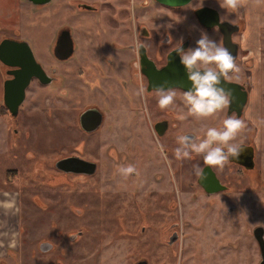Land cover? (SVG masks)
<instances>
[{"label": "flooded vegetation", "instance_id": "af4514ba", "mask_svg": "<svg viewBox=\"0 0 264 264\" xmlns=\"http://www.w3.org/2000/svg\"><path fill=\"white\" fill-rule=\"evenodd\" d=\"M67 3L69 4V6H74V9H77V11H100V19L103 26L99 29L98 27H96V25H93L96 29L93 26L85 27V29L81 28L80 35L83 38L79 39L77 36H74L72 26L62 24L57 27L55 32L47 40V43H49V41L51 42V51L53 56L58 60H64L75 54L74 57L76 59L73 62L76 66L74 69L70 68L69 72H63L62 70V72L60 71L61 73H58L57 71V73L61 76H58L56 74L57 68H55L53 64H50L48 69L42 67L41 64H43V60L37 57L33 50L32 53L34 55V58L35 60L37 59L36 61L39 64L41 63L40 66L47 77V81L43 82L34 75L30 77L29 82L24 89V97L20 102L15 115H12L9 109L3 104L2 85V103L0 104V106H4L5 109H1L0 116H2L7 123L6 129L9 137L6 140L0 141V155L7 153L9 158H11L12 160L10 163L7 162L6 164H4L2 162V164H0L4 166L3 170L1 171L2 173L0 172V193L8 194L9 196H11L12 200L9 203V205L11 204V207H9V209L2 210V207L0 209V226L5 224L9 226L11 223V217V219L14 218L15 220H17V223L15 224L16 241H23V244L21 245L22 253L24 255L27 254V256L32 257V259L36 261L35 264H73V262L84 264V260L88 256H96L98 258L103 257L101 256L102 254L100 255V253L102 252H105L108 255L115 256H125L129 254V256L134 259L131 264H148L146 258L151 254L152 241L149 238V245H147V239H145V245L143 246L142 241L140 240L139 244L137 240L138 234H136V229L137 225H139V230L143 231L144 227L149 225V219L151 217L153 218V212L159 210V216L161 220L160 226L164 225V230H166L167 233L163 235V229H161V231L159 230L157 232L156 243L158 246L164 247V253L168 254L170 252L172 256L173 251H171L170 246H172V244L176 242L178 238H180V235L177 231L179 225L178 220L169 218L170 212H168V209L170 207L169 201L167 200V187L160 185L161 187L159 188L154 187L152 189H146L142 193L139 192L140 189H131L129 198H127L126 201L127 205H131V209H129L130 211L126 213V215L122 214V212L126 211H123V208H121V200L118 195V191H109V189H104L103 187L91 188L99 190V194H101V202L92 205V210L94 207H98L100 205L99 213H103L99 214V217H95L96 211L92 213V216L94 217V225L101 226V229L97 228L95 230L96 233L88 235L85 231L86 224L78 218L82 216L81 211H85V213H87L85 207L83 209L78 207L79 205L83 206L86 204L83 203L81 190H87L88 186L85 185L79 187L74 184V182L82 181L84 184L82 178H87V176L93 174L96 175V162L92 160L91 156H89L88 158L82 157V155H80L78 151L73 148L75 145L80 144L82 153L85 145L82 141H79V138L73 145L71 137L72 134L69 132V128L64 129L65 138H63V142L65 144V150L69 149L70 151L62 153L63 155L61 156H54L53 158H50L49 153L51 151V148L53 147V143H51V145L49 146L50 143L48 144L44 140V137H38L37 131L39 130V126L36 125L37 130L35 131L31 128L32 125H17L16 119L21 111V103L23 102H25L23 107H26L27 110H29L31 107V109L34 108L41 111L40 114H37L35 116L36 118H38L39 115L44 116L43 114L45 113L43 111V108H39L41 101L38 102V100L41 98L42 100L48 98V101L50 99H57L58 103L55 104H59V107L61 109H64V112H67V109L73 107H76L78 109V132H96L98 137V134L101 135L100 131L102 129V123L104 122V114L99 108V105L92 101H89V98H91L90 94L91 92H93L94 88H87V86L83 82V79L93 81L95 77H99V80L102 83L105 80H109L110 86L114 89L112 90L111 87L110 89H103L101 93L105 91L106 94H115L117 92L119 94L116 97L117 100L120 101L121 99L124 100V97L126 98V96L127 98H129L130 95V100H133L136 104H138V107H140V109L144 112V115L150 118V116L154 114V117L152 119H149V124L157 141L155 144H153L154 149L159 153L160 159H162L161 156L165 157L170 155L171 147L169 143L172 142V140L176 141L175 137L178 136L176 133V127L180 125V119L182 117V111H180V109L188 108L185 106H176V104L182 102L180 99L183 98V92L187 91L188 89L186 90L178 85H171L170 87H174L176 91L175 102L168 108L161 109L158 104L159 97L156 93V87L150 84L148 75L145 74L142 70L149 69V65L144 60V58H141L140 50H144L149 63L153 65L155 69H161L162 67L166 66L168 64V56H170L172 60H177V62H180L179 56L175 51H173V49L179 45V41L181 38H183L182 47L185 50L188 49L190 45V38L188 37V35L183 36L181 32L180 35H182V37H179L180 39H178V31L181 26H178L179 29L177 30H174V28L172 27L170 28V30H172L171 32H162L161 35H157L156 37H154L153 33L148 30L144 22H151L152 13H180L176 16V20H179L181 16L182 18L184 16L183 13H185V11L182 7L187 3L178 6L162 4L160 2H157L156 0H91V2H89V0H67ZM45 4L46 3L40 5L35 4L38 6V9L36 12L32 13V18L34 16H37L39 18H37L38 20L44 21L45 17L49 16ZM72 7L70 8L71 12H73ZM113 7L115 8V11L111 12L110 9H113ZM197 7L199 6H195L191 9V12L193 14L194 9ZM25 11L22 13L26 16ZM217 12L220 13L218 10ZM79 13L80 12L72 13L70 17H81ZM110 13L113 14L112 19L113 22H115L114 24H110ZM121 13H124L123 17L121 16ZM138 19H140V21H143L142 24L137 25ZM31 21H33V19ZM234 23L238 24V30L231 33L232 43L231 45L225 47L235 58L236 63L239 58L240 52L242 50H245V48L242 46L240 40L241 23L238 20H235ZM204 28L208 29L207 27ZM210 28H214L216 32L219 33L218 42L222 43L221 31L216 26L209 27V29ZM21 29L22 28H19L18 31H15L11 35L0 37V40L5 37L16 40H24V36L20 35ZM77 29L79 28H76V30ZM107 29H110L113 32V35L116 34L119 38L124 37L128 41V43H124V45L125 47L129 48V56L125 60V73L127 80L129 81V85H127L122 79L118 78L113 71L109 70V66H113L114 64L111 54L106 53V55H103L104 53H102L104 59V61L102 62L100 58L101 54H99L97 50H93L90 55L88 53L85 55L86 52L81 53V50L85 47L86 43H88V48H91L92 46L97 47V35H102V30ZM233 34H237L238 39H234ZM65 35L71 39V42H69L71 53L66 57L64 56L65 50L63 47L66 45L68 46L69 43L67 40L69 39L67 37V40H61L63 36L64 38H66ZM168 39L171 40V43H167ZM58 40L59 42H61L57 45ZM162 41L164 43H162ZM138 42L141 43L143 47L137 48ZM164 46L167 49L163 51ZM113 50L114 48L111 49V51ZM244 55L242 54L241 56L244 57ZM9 60H14V58H11ZM252 60L253 62H256L257 58L252 57ZM243 62L244 61H242V63ZM131 63L133 64L132 70L130 69ZM179 66L183 68L181 64ZM17 67L18 66L6 65L0 62L2 84L5 79L12 76L8 73V70ZM241 70L244 73L243 68ZM249 74L250 73H245V75H243L241 78L238 73H229V78L225 81L238 83L235 93L237 94V97L243 98V102H241V105L239 106L238 99H235L234 103H232L228 109L221 111V114H215L216 116H223V119H225L229 115L236 114L247 124V128L242 131V133H244V136L241 137L239 141L233 142L243 144L245 149L239 156V158H233L229 161V163L237 166V171L238 169H240V172H242L241 178L244 177L247 181L252 179L253 176L258 177V174L255 171V147L253 141H255L257 134L259 133L258 125L257 127H255L252 123L254 121L247 114L248 103L251 99L250 84L247 81L248 79H250ZM62 76L66 77L65 86L63 85V83V86L59 83L60 81H63L60 78ZM164 77L165 75H155L154 82H160ZM54 81L59 84L60 93H55L51 96L48 94L42 96V94L40 93L41 89L48 83ZM141 85L145 87V93L143 96L137 95L138 89ZM78 86H80L81 91L79 93ZM29 91L31 103L30 105H27ZM84 94H87V96L83 97L85 98L83 100V98L81 99L80 97ZM134 94L135 96L133 97ZM74 98H78V100L80 101V105H78V103H73ZM33 101H35L36 104L32 105ZM82 103H84L83 106H81ZM44 108L46 110H49L48 107ZM184 112H189V110ZM26 113L27 111L25 109L21 111V123L30 122L26 120ZM48 113V115H53V113L50 111ZM80 114L82 115L81 119ZM8 118L9 120H11V122L8 121ZM98 118L99 121L96 122ZM218 122H221V124H223V120L216 121L217 124ZM14 123L17 125V128L13 125ZM9 124L10 126H8ZM171 130L173 132H171ZM20 132H23L22 136L19 135ZM181 134L195 136L194 133L190 130L183 131V133ZM164 135L166 137L168 136L165 142L161 140ZM97 137L90 140L89 144L95 145L97 147V149L94 151L98 152L100 148V153H98L99 155L103 153L101 149V147H103V142L97 140ZM60 142L62 143V140H60ZM45 143H47L46 149L48 151V158L47 165L42 168L43 164L39 163V158L42 155L39 154L41 152V149L39 148L41 144L44 145ZM57 146L58 144L55 147ZM160 146L163 147V151H161ZM73 149L74 151H71ZM21 150L22 154L20 152ZM93 154L94 152L90 151V155ZM193 154L194 156L192 157V160L196 159L198 156V154L196 153ZM249 156H251V158H249ZM174 163L176 164V167L173 168L175 173L181 172V160H176L174 161ZM191 166L192 169L187 170V173L194 172V166ZM49 167L51 169H48ZM200 167L204 169L205 174L207 172L206 169L210 170L212 176L218 182V186L217 184H213L211 182L212 184L208 185V187L212 189H216L215 187H222L212 192H207L198 181L199 177L196 176L195 183L200 186L203 192L211 194L221 192L227 193L232 191L227 181L223 180V177H220V173L217 171L219 170V167L209 166L205 164L204 158L202 163H200ZM164 169L165 167L160 168V174L158 175L157 180H162L163 176L165 178L167 177L166 169L165 171ZM29 172L31 175H29ZM69 173H74L72 178L68 177L70 175ZM136 174L137 171L133 173L132 176H137ZM206 177L210 178L211 176H208V174H206ZM211 181H214V179H212ZM67 182H70L71 185H74L73 191H69V189L66 187ZM26 189L31 190V192L28 194L26 192ZM74 193H79V196L75 197V200L73 198ZM154 193L155 196L153 197ZM25 194H28V201L23 200ZM120 194L122 193L120 192ZM121 198L123 199V197ZM152 198L154 200L153 202ZM3 199L4 198H0V203L2 204L4 202ZM6 201L8 200L6 199ZM6 206H8V204ZM9 210H13V212L15 210V213L12 214ZM74 210L78 212H75ZM227 210L232 211V205H227ZM257 214H261V210H257ZM126 222L135 224L134 228L132 230L127 229ZM74 224L78 225V227H75V229L72 227ZM105 225H116L115 230L116 232L118 230V233H104L102 229L103 227H105ZM29 226H32L33 231L37 233L32 245H28L24 242L25 238H27ZM258 226L261 225H256L255 227H253L252 234L254 228ZM140 235L141 233H139V236ZM120 239L132 243L124 245V249H122L121 251L120 248L118 249V246L116 245V243L119 242ZM7 250L8 249L5 248L4 251ZM142 251L144 255H140ZM136 256L138 257L136 258ZM178 264H184V255L179 257ZM257 264H264L261 255Z\"/></svg>", "mask_w": 264, "mask_h": 264}, {"label": "rangeland", "instance_id": "374dc122", "mask_svg": "<svg viewBox=\"0 0 264 264\" xmlns=\"http://www.w3.org/2000/svg\"><path fill=\"white\" fill-rule=\"evenodd\" d=\"M18 1L22 0H0V37L5 35H11L14 33L15 28L21 29V36H24V40L30 46L33 52V45L41 50L42 55V67L48 69L50 64L56 69V74L70 71V68L74 69L76 66L73 63L75 59L73 54L67 59L58 60L56 59L51 51V42L47 43V40L55 32L58 26L62 24H67L72 26L74 36L83 38L80 35V29L85 27H90L96 25V27L101 28L103 25L100 19V11H90L83 10L77 11L74 6H69L67 0H50L45 4L47 7L49 16L45 17L44 21L38 20L37 16L32 18V13L36 12L38 6L29 3V8L25 9L26 16L23 15L13 19V17H6L4 13H8V7H10L11 13L19 12L16 8L18 6ZM91 2V0H89ZM95 3V2H94ZM209 5L216 8L220 13V19H227L229 21L236 19V12H231L224 10L220 7V0H191L189 3L184 5L182 8L185 11L184 16L179 20H176L177 14L180 13H152L151 22H144L146 27L150 32L153 33L154 37L161 35L162 32H171L170 28L174 30L181 28L178 31L179 37L187 36L190 38L189 48L196 47V41L200 38L202 32L206 33L209 38L218 41L219 33L216 32L214 28H204L201 26L191 9L195 6ZM68 6V7H67ZM73 8L71 12L70 8ZM14 8V9H13ZM16 9V10H15ZM15 10V11H14ZM111 12L115 11V8L110 9ZM75 12H80L81 17L71 18L70 15ZM12 15V14H11ZM12 15V16H13ZM113 14H109L110 24H114L112 19ZM124 16V13H121ZM23 17V18H22ZM38 18V19H37ZM33 19V21H31ZM84 21V22H83ZM94 22V24H93ZM138 24H142L143 21L137 20ZM170 26V27H169ZM179 26V27H178ZM95 28V26H93ZM76 28H79L76 30ZM96 29V28H95ZM102 35H97L96 40L98 41L97 47L92 46L88 48V43L82 48L81 53L93 52L97 50L99 52L102 62L104 61L103 55L106 53L111 54L113 57V66H109V70L113 71L114 74L122 79L127 85L129 81L127 80L125 73V60L129 56V48L125 47L124 43L127 44L128 41L124 37L119 38L118 35L112 34L110 29L102 30ZM182 32V35H180ZM184 32V33H183ZM234 39H238L237 34H233ZM130 40V38H129ZM240 41V40H239ZM114 48L113 51L111 49ZM167 48L164 46L163 51ZM246 49L242 50L239 54V58L236 64L240 68L239 76L245 75V73H250L249 76L252 77L251 80L248 79L250 86H254V90L257 89L259 83L263 88L260 94V103L256 105V119L264 121V46L262 48L256 49L254 54L255 58H259L255 66L250 69L248 68V61H250V56L246 53ZM78 52V50H77ZM102 53H104L102 55ZM244 55L241 56V55ZM134 55V53H133ZM253 57V55L251 56ZM134 58V56H133ZM37 60V59H36ZM242 61H244L242 63ZM259 61V62H258ZM254 63V62H253ZM260 63V65L258 64ZM244 64V65H243ZM252 64V63H251ZM258 64V66H257ZM245 66V67H243ZM133 64L131 63L130 69L132 70ZM260 67L262 70V75L260 72ZM105 68V67H103ZM244 73L242 72V69ZM248 70V71H247ZM58 71V73H57ZM61 71V72H60ZM1 73V72H0ZM104 73V72H103ZM237 74V73H236ZM63 81H60V85L65 86L66 77H60ZM254 79V80H253ZM257 80V81H256ZM259 80V81H258ZM121 81V80H120ZM252 81V82H251ZM83 82L90 89L94 88L91 92L89 101H92L99 105V108L104 114V122L102 123V129L100 131L101 135L97 133H87L84 131L78 132L77 126V115L79 113L76 107L64 109L59 107L57 99L49 100L45 98L42 100L41 96L38 100L41 101L39 108L45 112L39 115L38 118L35 116L40 114L39 109H34L30 107L27 110L23 107L25 102L21 103L20 110L24 109L27 111L26 120L30 121L28 123H21L20 117H22L21 111L16 119L17 125L26 124L32 125V129L37 131L38 137H44V140L53 147L49 153L50 158L54 156H61L64 152H69L70 150H65V144L63 138H65V128H69V132L72 134L73 145L79 141L84 143V149L81 153V145L77 144L73 148L78 151L80 155L84 158L92 157L97 164L96 175H89L87 178H82V181L74 182L77 186L87 185V190H81V196L83 198V203L85 205H79L78 208L85 211H81L82 216L78 217L86 224V233L93 234L96 233L95 230L101 229V226L94 225L92 213L95 212V217H99V207H94L92 210V205L101 202V194L99 190L91 189L103 187L104 189H109V191H118V195L121 200V208H123L122 214L126 215L131 209V205H127L126 201L129 198V193L131 189H140L139 192L142 193L146 189H152L154 187H161L163 185L167 187V200L169 201L168 212L169 218L178 220V233L180 238L170 246L172 256L170 252L168 254L164 253V247H160L156 243L157 232L163 229V235L167 233L164 230V225L160 226V211H154L153 218L149 219V225L144 227L143 231L139 230V225H137L136 234H138V243L142 241V245H145L144 240L147 239V245H149L148 239H151V254L147 257L148 264H178L179 257L184 255V264H257L260 259L259 248L257 242L255 241L252 229L256 225H261L264 229V123L259 124L260 129L263 134L258 140L253 141L255 147V171L258 177L253 176L252 179L246 180L244 177L241 178L240 169L237 171V166L232 163H227L223 168L217 170L220 173V177L227 181L232 189L231 192H221V193H211L207 194L202 191L200 186L195 183V173L188 172L187 170L192 169V166L199 165L203 161V155L199 154L196 159L192 160L194 154H191V158L177 159L175 155V149L180 145L177 141V137L183 133V131H191L197 137H202L204 135L201 132L203 127H222L221 122L216 123V121H222L223 116H212L209 118H197L193 116L188 111V108L180 109L182 111V117L180 119V125L176 127L177 137L176 141L172 140L169 143L171 147V154L160 159L159 153L154 149L153 144H155L156 137L153 134L152 128L149 124V119L154 117V114L148 118L144 115V112L138 107L133 100L124 97V100H117V95L119 93L106 94L103 89H110V81L105 80L103 83L99 80V77H95L93 81H88L83 79ZM2 81L0 74V104L2 103ZM62 85V86H63ZM60 86L57 82H50L41 89V94L43 95H53L55 93H60ZM112 90H114L111 87ZM30 90V89H29ZM80 91V86H78V93ZM87 94L81 95V99L86 97ZM135 94L133 95V97ZM78 97V96H77ZM85 98H83L84 100ZM182 102L177 103L176 106H186L183 98L180 99ZM78 98L73 99V103L80 105ZM30 91L28 92L27 105H30ZM36 104L33 101L34 105ZM55 104V105H54ZM82 103L81 106H83ZM44 107H48L46 110ZM52 112L53 115H48V112ZM66 111V110H65ZM217 114H221L218 112ZM8 121L11 122V120ZM255 127H257V122H252ZM6 122L2 116H0V141L8 139ZM14 126L17 125L14 123ZM10 126V124L8 125ZM171 132H173L171 130ZM170 132V133H171ZM80 133V137H79ZM175 133V134H176ZM20 136L23 132L19 133ZM244 133L240 132L236 139L233 141H239ZM97 137V140L103 142V147H101L103 153L99 151H94L97 149L95 145L89 144V141ZM164 135L162 141L165 142L168 136ZM62 140V143L60 142ZM174 142V143H173ZM176 142V143H175ZM47 143L41 144L40 148L42 154L39 158V163L43 164L42 168L47 165ZM58 144L57 147H55ZM89 144V145H88ZM48 146V147H49ZM159 146V145H158ZM163 146V145H162ZM71 150V151H74ZM90 151L94 154L90 155ZM22 154V150L20 151ZM103 155V156H102ZM11 158L6 154L0 155V164L2 162L6 164L11 162ZM181 160L182 171L175 173L173 170L176 167L174 161ZM133 165L136 168L137 176H132L130 174L125 178L122 174L118 172L120 166ZM165 167L167 172V177L163 176L162 180H157L160 174V168ZM4 166L0 165V172L3 170ZM48 169H51L50 167ZM164 169V171H165ZM2 173V172H1ZM69 178H72L74 173H69ZM29 175L30 172H29ZM164 175V172H163ZM79 176V175H78ZM1 182V180H0ZM66 187L69 191H73L74 185L67 182ZM68 191V192H69ZM29 194L31 190L26 189ZM120 192L122 194H120ZM28 194H25L24 199L28 201ZM79 193H74L73 198L78 197ZM155 193L153 194V197ZM123 197V199L121 198ZM0 198H4L3 204L0 203V209H9V205L12 200L11 196L8 194L0 193ZM6 199L8 201H6ZM152 198V202H153ZM8 204V206H6ZM227 205H232L233 210L228 211ZM92 210V211H91ZM257 210H261V214H257ZM12 214L15 210H9ZM75 212H78L74 210ZM91 211V212H90ZM12 218V217H11ZM10 218V225L7 224L0 226V264H35V260L32 257L23 254L21 251L22 242L16 241V223L17 220ZM22 219V217H21ZM79 220V222H80ZM20 222V221H18ZM136 223V222H135ZM135 224H130L126 222V228L132 230ZM21 226V225H20ZM3 227V228H2ZM74 229L78 227L77 224L72 226ZM29 231L27 238L24 242L28 245L34 243L35 235L37 234L33 231V227L29 226ZM116 225H109L103 227L102 231L104 233L113 234L116 232ZM139 233L141 235L139 236ZM169 233V232H168ZM264 235V234H263ZM132 243L129 241H124L122 239L116 243L118 249L122 251L124 245ZM137 243V242H136ZM7 248V251H4ZM6 252V253H5ZM197 253V254H196ZM102 254V255H101ZM196 254V255H194ZM101 258L96 256H88L84 261L86 264H131L134 260L129 254L123 255H108L105 252L100 253ZM140 255H144L143 251ZM138 256H136L137 258ZM97 260V263H96ZM104 260V263H103ZM102 262V263H100ZM84 263V264H85ZM73 264H80L73 262Z\"/></svg>", "mask_w": 264, "mask_h": 264}, {"label": "clouds", "instance_id": "9594fccd", "mask_svg": "<svg viewBox=\"0 0 264 264\" xmlns=\"http://www.w3.org/2000/svg\"><path fill=\"white\" fill-rule=\"evenodd\" d=\"M244 3L245 0H220V7L237 12ZM257 3H264V0H257ZM167 43H171V40L168 39ZM182 44L183 38L173 51L179 56L180 64L185 69L187 80L191 84V87L183 92V101L189 112L203 119L228 109L235 98L232 90L223 86L221 82L229 78V73L240 72L235 58L224 44L209 38L204 32L196 41L195 48L185 50ZM140 47L143 45L138 42L137 48ZM144 93L145 87L141 85L137 95L143 96ZM156 93L161 109L174 104L176 91L174 87L168 86L167 80L156 86ZM246 128L247 124L244 120L236 114L229 115L223 120L222 127L201 128V132L204 133L202 137L179 135L177 141L180 146L175 149V155L177 159H190L192 153L202 154L205 164L223 168L231 159L239 158L244 151L243 144L233 143V141ZM160 148L163 151V147L160 146ZM118 172L127 178L136 172V168L133 165L120 166ZM194 173L201 181L207 178L204 169L199 165L194 166Z\"/></svg>", "mask_w": 264, "mask_h": 264}, {"label": "water", "instance_id": "95a60500", "mask_svg": "<svg viewBox=\"0 0 264 264\" xmlns=\"http://www.w3.org/2000/svg\"><path fill=\"white\" fill-rule=\"evenodd\" d=\"M33 4H44L47 3L49 0H28ZM162 4L170 5V6H178L184 5L188 3L190 0H156ZM194 15L198 22L204 27H213L216 26L222 33V43L224 46L231 45V33L238 30V24L234 22H230L229 20L219 19V13L217 12L216 8L202 5L194 9ZM67 35V32H66ZM65 35V36H66ZM67 37L61 40H67ZM68 43L71 42V39L68 37ZM61 42V41H60ZM59 40L57 41V45L60 43ZM57 48V47H56ZM55 48V49H56ZM65 50L64 56L66 57L68 54L71 53L70 43L68 46L63 47ZM141 58L149 65V69H142L145 74L148 75L150 84L154 87L160 85L165 80L168 81V86L171 85H178L183 87L184 89H189L191 87L190 82L187 80L186 71L184 68L180 67V62L177 60H172L170 56H168V64L161 69H155L153 65H151L147 59V56L144 50H140ZM63 56V55H62ZM14 58V60H9ZM173 61V62H172ZM0 62L6 65L11 66H18L17 68H13L8 70V73L12 76L5 79L3 81V104L9 109L12 115H15L20 102L24 97V89L29 82V79L32 75L38 77L41 81L46 82L47 77L43 72L40 64L35 60L32 50L27 42L24 40H16L12 38L5 37L0 40ZM151 67V68H150ZM155 75H165L160 82H154ZM223 86L228 89L232 90L233 96L235 99H238L239 106L241 102H243L242 97H237L236 86L238 83L236 82H221ZM82 114V113H81ZM80 114V119L82 115ZM99 121V118L96 122ZM251 158V156H249ZM206 174L211 176L210 178H206L204 181L198 178L200 184L204 187L207 192H212L218 188L222 187H215L216 189H212L208 187V185L217 184V180L212 176L210 170L206 169ZM213 177V178H212ZM214 179V181H211ZM212 182V183H211ZM253 236L259 245L260 248V255L262 260L264 261V237H263V228L262 226H258L253 230Z\"/></svg>", "mask_w": 264, "mask_h": 264}, {"label": "crops", "instance_id": "0c3cea01", "mask_svg": "<svg viewBox=\"0 0 264 264\" xmlns=\"http://www.w3.org/2000/svg\"><path fill=\"white\" fill-rule=\"evenodd\" d=\"M27 2H30V1L28 0L27 1L22 0L20 2L18 1L19 4L18 6L16 4V7H17L16 9L19 12L14 13V15L13 13H11L12 11H10L9 9L10 7H8L7 11L9 12L4 13L5 16L13 17V19H17L19 15L20 17L23 16L24 14L22 12H24L25 9H28L30 6L29 3ZM236 13L237 15H236L235 20H238L241 23L240 40H241L242 46L247 50L246 53L248 54V56H250V61H248V68L252 69L257 63V61L253 63L251 56L253 55L254 57V54L256 53V49L262 48L264 46V3L258 4L257 0H245L244 6L240 8L239 11H237ZM235 20H232L231 22H234ZM18 30H19V27L14 29V31H18ZM33 50H34L35 55L39 57L40 59H42L41 50L38 47H35V45H33ZM257 60H259V58ZM258 64L260 65V63ZM263 71H264V68H263ZM260 72L262 75L261 67H260ZM251 78L252 77H250V80ZM258 83L259 85L257 89L254 91H253L254 86H250L251 99L248 103V111H247L248 116L253 121L255 120V122H257V125L259 127V133L257 134L256 140H258L262 134V130L260 129V126H259V124H261L262 119L261 120L256 119V115H255L256 114L255 107L257 104L260 103L259 97L263 89L261 87L260 82Z\"/></svg>", "mask_w": 264, "mask_h": 264}, {"label": "trees", "instance_id": "16d2710c", "mask_svg": "<svg viewBox=\"0 0 264 264\" xmlns=\"http://www.w3.org/2000/svg\"><path fill=\"white\" fill-rule=\"evenodd\" d=\"M1 109H3V110H4V109H5V108H4V106H2V105H1V106H0V111H1ZM3 110H2V111H3Z\"/></svg>", "mask_w": 264, "mask_h": 264}]
</instances>
